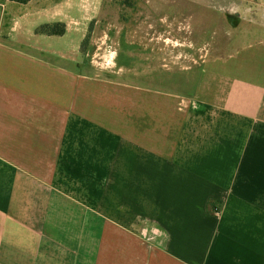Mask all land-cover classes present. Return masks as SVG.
Segmentation results:
<instances>
[{
  "label": "crops",
  "instance_id": "crops-1",
  "mask_svg": "<svg viewBox=\"0 0 264 264\" xmlns=\"http://www.w3.org/2000/svg\"><path fill=\"white\" fill-rule=\"evenodd\" d=\"M103 4L0 0V264H264V10L172 82L89 61Z\"/></svg>",
  "mask_w": 264,
  "mask_h": 264
},
{
  "label": "rangeland",
  "instance_id": "rangeland-1",
  "mask_svg": "<svg viewBox=\"0 0 264 264\" xmlns=\"http://www.w3.org/2000/svg\"><path fill=\"white\" fill-rule=\"evenodd\" d=\"M245 10H264V0H104L83 46L102 70L115 71L120 54L118 62L130 64L142 77L148 70L155 81L185 80L183 68L224 55L225 31ZM159 47L168 49L166 67H160Z\"/></svg>",
  "mask_w": 264,
  "mask_h": 264
},
{
  "label": "trees",
  "instance_id": "trees-1",
  "mask_svg": "<svg viewBox=\"0 0 264 264\" xmlns=\"http://www.w3.org/2000/svg\"><path fill=\"white\" fill-rule=\"evenodd\" d=\"M37 31L48 35H63L65 33V26L63 24L45 25L41 26Z\"/></svg>",
  "mask_w": 264,
  "mask_h": 264
}]
</instances>
